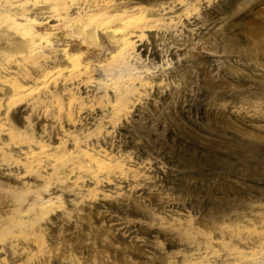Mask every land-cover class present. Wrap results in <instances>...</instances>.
I'll return each mask as SVG.
<instances>
[{"label":"rangeland","instance_id":"obj_1","mask_svg":"<svg viewBox=\"0 0 264 264\" xmlns=\"http://www.w3.org/2000/svg\"><path fill=\"white\" fill-rule=\"evenodd\" d=\"M120 1L150 18L146 44L160 31L183 56L116 110L104 85L146 52L125 61L28 10L48 65L58 51L88 66L43 88L40 58L3 38L27 19L0 10V79L31 87L0 92V264H264V0Z\"/></svg>","mask_w":264,"mask_h":264},{"label":"bare ground","instance_id":"obj_2","mask_svg":"<svg viewBox=\"0 0 264 264\" xmlns=\"http://www.w3.org/2000/svg\"><path fill=\"white\" fill-rule=\"evenodd\" d=\"M29 1L0 0V10L7 8V10L20 13L28 22L27 26L16 21H10L6 26L8 33L7 35L4 34L3 38L16 51L24 53L33 60L40 58L42 68L39 82L43 88L53 82L57 83L59 79H62L66 85L73 88L74 86H79L82 84V74L88 73V66H81L79 55H69V53L58 51H54L56 54L54 53L55 55H53L52 65L47 64V52H53L49 51L52 46V40H50L47 33H39L35 29V20H31L28 13V10L30 12L34 8L40 10L38 12L40 15L39 19L41 20L40 23L45 20L56 23L59 28L55 32L66 34L65 31H69L66 35H82L85 38L91 39L99 38L104 48L110 50L113 54H123L125 61H127V54H130V48H137V51L140 50L139 53L141 51L147 53L146 59L149 63L140 65L141 68L139 69L135 70L131 66V63L121 62L117 66L118 70H112V72L116 73L114 75L111 74L113 78H111L108 84L104 85L106 91H108L109 100L112 102L109 105L111 110H114L116 104L131 90L139 89L140 87H143V90L162 88L163 76L166 72H169L170 64H179L183 56V48L176 46L177 44L170 50L171 47L168 45V42L164 41L166 38L165 33L160 31H156V33L150 35V37L154 36L155 39L146 44L143 38L145 29L152 27L150 18L144 16L143 10L136 6H121L122 2L120 0H34V2L32 1L33 3H29ZM182 4L180 1H175L172 3V7L180 10ZM3 16L8 17L5 14ZM182 17H185V15L180 14L178 18ZM6 19L8 21V18ZM194 26H197V24ZM164 51H168L172 55L171 59L168 58L170 63L164 60ZM157 57L158 61L156 60ZM6 59H8V56H0V61L3 62ZM19 66L18 64V69ZM115 76L118 78L114 79ZM155 77L158 78L156 82L153 81ZM117 85L120 86V93L115 89ZM4 90H7L8 94L18 96L19 94L29 92L31 87L27 88L12 79H0V92ZM5 99L0 97L1 111L3 110L2 107Z\"/></svg>","mask_w":264,"mask_h":264}]
</instances>
